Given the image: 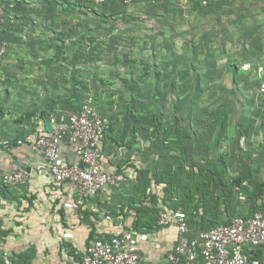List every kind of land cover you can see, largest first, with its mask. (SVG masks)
I'll return each instance as SVG.
<instances>
[{
	"label": "rangeland",
	"instance_id": "1",
	"mask_svg": "<svg viewBox=\"0 0 264 264\" xmlns=\"http://www.w3.org/2000/svg\"><path fill=\"white\" fill-rule=\"evenodd\" d=\"M23 1L5 4L12 22L0 23V41L8 48L0 56V138L13 139L43 110L68 118L90 97L123 143L134 146L130 157L140 162L135 173L155 174L153 194L186 203L189 190L176 187L198 165L199 148L228 147L219 143L223 128L211 131L204 121L224 116V107L239 126L231 130L229 148L238 156L226 180L231 186L241 176L251 191L247 196L235 187V214L264 205V0ZM241 130L245 136L239 137ZM141 175L117 185L142 191ZM210 184L219 197L210 209H227L225 180ZM197 205L199 212L203 205Z\"/></svg>",
	"mask_w": 264,
	"mask_h": 264
},
{
	"label": "crops",
	"instance_id": "2",
	"mask_svg": "<svg viewBox=\"0 0 264 264\" xmlns=\"http://www.w3.org/2000/svg\"><path fill=\"white\" fill-rule=\"evenodd\" d=\"M11 1L17 4V0H8V3ZM23 2H28L26 3L28 6H34L31 0ZM15 9H12L13 13ZM8 22L6 26L12 21L8 20ZM54 114L55 112H48L45 116H49L54 121L57 118ZM45 116L40 117L38 122L26 124L25 128L21 127L17 131L18 134L10 139L13 143L12 147L0 153V172L10 167L17 169L22 166L27 167V170L30 168L28 171L31 172L28 183L21 188L13 189L14 193L5 190L0 182V264H70V257L80 258L93 239L110 236L113 233L114 224L107 221V214H113L116 220L122 219L134 229L139 239L141 253L148 264H164L168 252L178 242V226L174 221L166 226H159L157 223L159 211L163 207H182L187 212L185 208L187 202L181 200L176 203L174 198H169L170 196H164L165 201H160L163 196L153 194L155 174L150 170L144 174L143 170L139 169L142 175L137 183L142 191L136 188L133 190L132 187H129L131 190L128 188L127 191L121 190L122 183V185L108 186L95 197H85L81 209L74 211L70 203L76 197L75 186L71 183L61 185L54 183L48 169L41 165L42 154L36 149L30 137L31 125L46 127ZM247 118L249 117H244ZM232 123L234 121L232 122L230 115L228 125L218 126L223 128L222 132L225 133L224 141L219 143H228L227 148L223 145L218 148V152L214 151L215 145L210 148H199V165L203 164L206 158L212 159L216 164L221 161L225 164L223 179L231 175L229 168L234 167L238 156L237 150L231 151L229 148V144L232 145L235 141L231 130L239 129V126ZM243 124L246 125V122ZM260 127H264V124ZM214 128L216 127L210 130L214 131ZM108 133L110 134L105 142L107 166L118 171H120L119 167L140 168L139 160H135L134 156L130 157L134 149H129L134 146L116 143L114 138L120 140L124 137L121 132L118 134L117 131L110 129ZM240 136H245V133L242 131ZM3 139L0 138V142ZM237 149H240V144ZM63 153L71 161L78 160L73 147L68 144L63 145ZM237 163V166H245L244 163ZM139 173L136 171V174ZM242 173L244 175V172ZM228 184L223 186L226 189L225 193L231 195V199L226 202L227 209L222 210L219 206L216 210L210 209V205L215 204L219 197L217 190L209 186L207 190L210 198L207 202L200 203L203 207L199 208V212H196L195 208L187 212L194 228L208 227L214 221H224L238 215L235 214L238 208V199L235 196L237 190L233 185ZM61 210H64V215ZM211 215L215 216L212 218L214 221H211Z\"/></svg>",
	"mask_w": 264,
	"mask_h": 264
},
{
	"label": "built area",
	"instance_id": "3",
	"mask_svg": "<svg viewBox=\"0 0 264 264\" xmlns=\"http://www.w3.org/2000/svg\"><path fill=\"white\" fill-rule=\"evenodd\" d=\"M71 1L101 5L110 0ZM121 1L130 5L139 0ZM149 1L163 3L167 0ZM5 4L14 7L15 2H0L3 24L8 23L4 14ZM7 50L5 41H0V56L6 54ZM52 123L51 130L35 125L30 137L42 154L41 165L48 169L54 183H71L75 186L76 197L70 203L74 211L81 209L85 197H95L108 186L135 177L134 168L118 171L107 166L104 144L111 124L90 97L78 112L68 118L57 117ZM64 144L73 147L78 159L76 162L65 156ZM12 145L10 140L1 141L0 153L9 150ZM30 174L25 166L17 169L10 167L0 172V182L11 190L18 189L28 183ZM106 219L114 224L113 233L93 239L82 256L74 257L70 264H148L141 253L134 229L122 219L116 220L113 214H107ZM173 221L178 226V242L168 252L164 264H264V206L251 214L233 216L227 223L203 228H194L189 214L182 207L161 208L158 225L166 226Z\"/></svg>",
	"mask_w": 264,
	"mask_h": 264
},
{
	"label": "trees",
	"instance_id": "4",
	"mask_svg": "<svg viewBox=\"0 0 264 264\" xmlns=\"http://www.w3.org/2000/svg\"><path fill=\"white\" fill-rule=\"evenodd\" d=\"M71 1V0H70ZM119 2H120V4H123L122 3V1L121 0H118ZM168 1V0H167ZM166 2V1H165ZM71 3H73V4H78V3H74V2H72L71 1ZM83 6H88V3H81ZM92 7V6H91ZM219 110L221 111L222 110V107H220L219 108ZM223 111H225V112H223L225 115L223 116V115H221L219 118L217 117V119H216V121H214V122H212V123H210V122H208V119H209V117L208 118H205L204 119V121L209 125V126H211V127H218V126H226V125H228V123H229V119H230V110L229 109H226V108H224L223 107ZM48 114V112L47 111H45V110H43L42 112H41V117H44L45 115H47ZM209 114H211V113H209ZM214 114V113H213ZM213 114H211V115H213ZM210 123V124H209ZM218 125V126H217ZM31 126H33V125H31ZM31 126H30V129H33V127L31 128ZM111 126V125H110ZM110 129H112L111 127H110ZM185 135H189L190 137L192 136V132L191 131H187V130H181ZM181 131H179V132H181ZM182 133V134H183ZM109 134L110 133H108L107 134V138H108V136H109ZM115 140H116V143H119V145H123V141L120 139H117V138H114ZM180 139H182V138H180ZM107 140V139H106ZM106 140H105V142H106ZM126 145H128V146H130V143H126ZM104 147H105V144H104ZM185 153H186V151H185ZM185 157H187V156H185ZM185 157H183V159L185 158ZM192 161V163L193 164H195V162H194V160H191ZM220 167H222V168H224V170H225V164L221 161V162H217V164L212 160V159H210V158H206L205 159V162L203 163V164H201V165H197L196 167L194 166V168L192 169L191 168V170H190V172H189V176H188V179L185 181V183L183 184V187H181V186H177L176 187V185H174L173 187H176V188H187L188 190H189V197H190V199H191V201H188L187 203H186V206H185V208H186V210H187V212H189L190 210H192V209H194L195 208V210H196V212H197V203H199V205H201L202 203L201 202H207L208 201V199L210 198V193H209V191L207 190V187L206 186H209V185H211L210 183H212V182H214L215 180H217V179H219V178H221V179H223V174H224V172L225 171H222V170H220L219 168ZM119 169H120V171H123L125 168H120L119 167ZM176 171V170H175ZM180 171V172H179ZM179 171L177 170L176 172H174L172 175H171V180H170V183L171 184H175V183H177L176 181H177V179L180 177V174H182V173H184L185 172V169H183V167L182 168H180L179 169ZM178 175V176H177ZM177 176V177H176ZM225 180V182L226 183H228L227 182V180L226 179H224ZM227 185V184H226ZM232 185H233V187H236L238 190H239V192H241L240 191V188H242L243 187V185H244V180L241 178V177H238V178H236V179H234L233 180V182H232ZM3 188L5 189V190H8L9 191V193H12L13 191L9 188V187H7V186H4L3 185ZM244 188V187H243ZM4 190V191H5ZM14 193V192H13ZM14 195V194H13ZM194 196L197 198V201L193 204L192 203V201L194 200ZM143 203V202H142ZM141 203V205H143ZM201 203V204H200ZM165 204V203H164ZM193 204V205H192ZM173 208H175V207H173ZM200 208V207H199ZM261 208V207H260ZM260 208H258V209H260ZM157 209V208H156ZM257 209V210H258ZM158 210V209H157ZM256 211V210H255ZM254 211V212H255ZM61 213H62V215H64V210H61ZM189 214V213H188ZM230 221V219H226V220H222V221H216V222H214V223H212V225H210V226H213V225H215V224H218V223H227V222H229ZM73 254V253H72ZM260 254V252L259 253H257L256 255H259ZM75 257V256H74ZM74 257H70V262H71V260L74 258Z\"/></svg>",
	"mask_w": 264,
	"mask_h": 264
},
{
	"label": "water",
	"instance_id": "5",
	"mask_svg": "<svg viewBox=\"0 0 264 264\" xmlns=\"http://www.w3.org/2000/svg\"><path fill=\"white\" fill-rule=\"evenodd\" d=\"M45 125H46V129L47 130H51L53 128V123H52V120L49 116H45ZM27 169V167H25ZM30 168H28L29 170ZM240 191L242 194H245L247 196H250L251 195V191L245 189V188H240Z\"/></svg>",
	"mask_w": 264,
	"mask_h": 264
}]
</instances>
